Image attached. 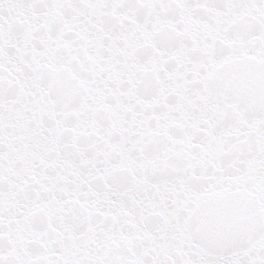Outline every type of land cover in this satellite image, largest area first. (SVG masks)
Segmentation results:
<instances>
[{
	"label": "snow or ice",
	"instance_id": "snow-or-ice-1",
	"mask_svg": "<svg viewBox=\"0 0 264 264\" xmlns=\"http://www.w3.org/2000/svg\"><path fill=\"white\" fill-rule=\"evenodd\" d=\"M0 264H264V0H0Z\"/></svg>",
	"mask_w": 264,
	"mask_h": 264
}]
</instances>
